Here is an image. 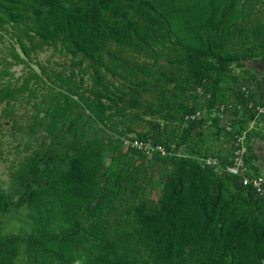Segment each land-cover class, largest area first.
I'll return each instance as SVG.
<instances>
[{
	"label": "rangeland",
	"instance_id": "1",
	"mask_svg": "<svg viewBox=\"0 0 264 264\" xmlns=\"http://www.w3.org/2000/svg\"><path fill=\"white\" fill-rule=\"evenodd\" d=\"M73 1L98 13L105 24L120 25L137 19L140 0ZM108 2L114 5L108 7ZM3 4L0 95L5 90L11 97L0 100V226L3 234L20 240L15 264L26 260L28 194L42 186L37 178L47 164L75 151L77 135L83 142L97 139L114 149L113 158L104 162V177L118 176L124 183L104 216L117 224L129 227L137 218L161 221L165 185L177 170L174 161L182 157L201 166L204 158L216 157L213 176L222 180L229 200L245 206L225 167L243 144L250 170L255 166L264 173V0H250L241 30L226 42L236 58L228 64L209 59L202 83L179 50L161 47L154 54L137 38L121 44L109 36L95 52L98 57L85 56L62 33L52 34L51 26L46 39L40 33L44 23L7 20L8 3ZM66 94L81 105L53 136L47 131L46 111L52 103L64 104ZM84 101L104 109L105 121L93 116ZM70 123L76 125L75 134L68 131ZM127 136L159 141L168 153L129 151L123 141ZM110 187L117 189L113 180ZM256 203L261 218L264 206L260 199Z\"/></svg>",
	"mask_w": 264,
	"mask_h": 264
},
{
	"label": "trees",
	"instance_id": "2",
	"mask_svg": "<svg viewBox=\"0 0 264 264\" xmlns=\"http://www.w3.org/2000/svg\"><path fill=\"white\" fill-rule=\"evenodd\" d=\"M4 2L7 20L44 23L40 33L46 39L51 26L52 34L62 33L67 44L85 56L98 57L95 52L109 36L121 44L137 38L154 54L161 47L179 50L189 71L202 83L209 59L228 64L236 58L226 42L241 30L250 0H140L137 19L120 25L105 24L98 13L73 0H0ZM139 69L152 71L145 66ZM8 97L3 90L0 100ZM84 103L93 116L105 121L104 109ZM80 105L68 94L64 104L52 103L46 111L48 133L58 136ZM75 130L70 123L69 133ZM73 139L75 151L60 156L54 165L47 164L37 178L42 186L28 194L25 264H263L264 210L260 218L253 204L260 199L264 206V199L237 176L231 175L243 208L227 198L211 166L179 158L165 185L161 221L137 218L125 227L104 216L113 209L112 197L124 183L118 176L104 177V162L113 158L114 149L97 139L83 142L81 135ZM251 169L259 173L255 166ZM111 180L116 190L110 187ZM19 246V238L3 234L0 226V264H15Z\"/></svg>",
	"mask_w": 264,
	"mask_h": 264
},
{
	"label": "built area",
	"instance_id": "3",
	"mask_svg": "<svg viewBox=\"0 0 264 264\" xmlns=\"http://www.w3.org/2000/svg\"><path fill=\"white\" fill-rule=\"evenodd\" d=\"M125 144L131 149L143 152L145 154L166 155L168 150L160 143H154L148 139L142 140L135 136H127L123 139ZM230 162L226 165L225 171L231 175L237 176L242 184L252 187L257 194L264 199V173H253L246 161V147L241 144L235 152ZM203 166L219 165L216 157L208 156L203 160Z\"/></svg>",
	"mask_w": 264,
	"mask_h": 264
},
{
	"label": "crops",
	"instance_id": "4",
	"mask_svg": "<svg viewBox=\"0 0 264 264\" xmlns=\"http://www.w3.org/2000/svg\"><path fill=\"white\" fill-rule=\"evenodd\" d=\"M256 165L258 166V167H260V164L259 163H256ZM263 170L264 171V168H260V170ZM261 172V171H260Z\"/></svg>",
	"mask_w": 264,
	"mask_h": 264
}]
</instances>
